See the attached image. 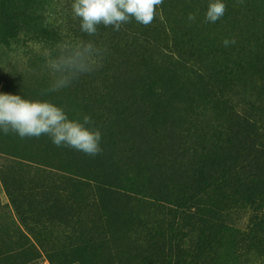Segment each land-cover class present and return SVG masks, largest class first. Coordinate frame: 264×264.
<instances>
[{"label":"rangeland","instance_id":"rangeland-1","mask_svg":"<svg viewBox=\"0 0 264 264\" xmlns=\"http://www.w3.org/2000/svg\"><path fill=\"white\" fill-rule=\"evenodd\" d=\"M36 1L60 36L0 26V92L89 115L102 152L0 129V264H264V0H223L215 23L210 0H163L150 25L94 36L74 0ZM80 41L106 50L102 66L49 91L52 61ZM244 120L253 157L239 149ZM156 239L163 263L146 253Z\"/></svg>","mask_w":264,"mask_h":264},{"label":"clouds","instance_id":"clouds-1","mask_svg":"<svg viewBox=\"0 0 264 264\" xmlns=\"http://www.w3.org/2000/svg\"><path fill=\"white\" fill-rule=\"evenodd\" d=\"M163 0H74L72 11L81 20V31L89 36L98 32V26H111L119 31L122 24L134 18L144 26L150 25L157 15V8ZM242 2V0H240ZM227 10L223 0H210L205 21L215 23ZM193 13L188 20L195 21ZM235 40L225 39L224 46L234 44ZM106 50L93 42L80 41L65 44L50 67L53 83L49 91L55 92L71 85L84 74H89L102 66L100 61ZM89 115L83 120L69 119L65 110L47 100H27L21 95L0 92V129L4 134L10 131L21 138H39L47 135L57 147L67 146L88 156L102 152V133L90 125Z\"/></svg>","mask_w":264,"mask_h":264},{"label":"trees","instance_id":"trees-1","mask_svg":"<svg viewBox=\"0 0 264 264\" xmlns=\"http://www.w3.org/2000/svg\"><path fill=\"white\" fill-rule=\"evenodd\" d=\"M20 3L22 0H18ZM16 0H0V26L2 29H4V33L7 37H13L15 34H19L22 31L23 26H25L30 32L34 39L40 40V39H48L53 40L58 38L60 36L59 30L57 28H53L52 26L43 25L44 24V18L43 16H40V14L37 12L36 9L31 11V7L34 4V6L37 4L36 0H27V3L24 4L25 6H22L20 9L23 10L24 13L20 14L18 17L16 15L17 12H13L14 10L19 9L20 3ZM27 9V10H26ZM26 10V12H25ZM26 13V14H25ZM3 15V16H2ZM25 19V22L23 20ZM243 124L245 125L242 131H245V134H239V149L243 152L249 151V156L253 157V151H256L257 148V134L254 132V129L252 128V124L249 121L244 120ZM252 129V130H251ZM263 155H264V149L262 148ZM251 152V153H250ZM262 155V156H263ZM257 157H261L259 154ZM256 157V158H257ZM258 170H260V167H257ZM257 181H259L260 177H257ZM256 181V180H252ZM106 184H103V188ZM259 184L257 182L255 186V191L258 189ZM116 190H114L111 185L106 186V193L110 196L117 195ZM120 197L121 195H117ZM129 195L123 193V198L127 197ZM157 239L161 240V237H158ZM154 240L150 244L151 249L148 250L149 255H151V258L155 261L165 262V255L164 251L165 249H161V244L159 240Z\"/></svg>","mask_w":264,"mask_h":264}]
</instances>
